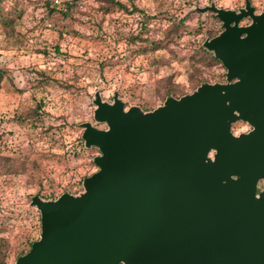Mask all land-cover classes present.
Masks as SVG:
<instances>
[{
  "label": "water",
  "instance_id": "obj_1",
  "mask_svg": "<svg viewBox=\"0 0 264 264\" xmlns=\"http://www.w3.org/2000/svg\"><path fill=\"white\" fill-rule=\"evenodd\" d=\"M195 10L222 23L202 46L225 81L150 111L96 93L106 128L83 122L81 137L97 170L77 195L32 196L40 234L13 264H264V12Z\"/></svg>",
  "mask_w": 264,
  "mask_h": 264
},
{
  "label": "rangeland",
  "instance_id": "obj_2",
  "mask_svg": "<svg viewBox=\"0 0 264 264\" xmlns=\"http://www.w3.org/2000/svg\"><path fill=\"white\" fill-rule=\"evenodd\" d=\"M117 1L123 7L74 0L63 14L50 12L46 0H0V68L12 79L0 88V157L18 165L0 168V254L6 264L39 237L32 196L77 195L83 179L97 170L93 158L100 152L85 147L81 137L83 122L106 128L93 117L96 93L111 103L118 92L126 109L150 111L169 88L187 94L194 79L225 81H218L223 66L197 60L199 45L221 32L222 23L213 12L195 8L214 3L237 10L245 0ZM249 1L256 13L264 12V0ZM172 19L184 20L173 35L167 33ZM139 34L163 47L141 51L140 42H131ZM37 104L42 109L35 115ZM249 128L241 121L232 125L234 133Z\"/></svg>",
  "mask_w": 264,
  "mask_h": 264
},
{
  "label": "trees",
  "instance_id": "obj_3",
  "mask_svg": "<svg viewBox=\"0 0 264 264\" xmlns=\"http://www.w3.org/2000/svg\"><path fill=\"white\" fill-rule=\"evenodd\" d=\"M106 1L110 4H116L119 7H123V4L117 0H106ZM74 5H75L74 0H63V2L59 5H53L50 3L49 0H46V6L48 7V10L50 12H54L55 10L58 9L63 14H68ZM6 23H7V25L9 24L8 21H6ZM183 25H184L183 19H180V20L172 19V20H170V24L168 25L169 27L167 28V33L172 34V35L176 34L180 30V28L183 27ZM145 26H146L145 23L141 24L140 33H145V30H144ZM218 32L219 31H217L212 36H215ZM131 42L132 43L140 42L141 51H144V52L147 50H155V49H158L160 47H163L159 40H150L146 34L143 36H141V34L132 36ZM197 51H198L197 60H200L207 65L220 64L221 66H223L222 63L218 59H216L212 53L205 50L203 47H201V45H199V47L197 48ZM5 79H7L9 82H12V79L10 78V76L7 75L6 71L4 69L0 68V88H1L2 83ZM224 80H225V78H224L223 74H221L220 79L218 81H224ZM203 82H205V80H203V79H194L193 85H192V90L195 89L197 86H199ZM183 94H185V93L182 91L169 88V89H167V91L164 95V98H166L167 96H170V95L178 98ZM41 109H42V105L37 104L36 108L34 110V114L38 115V113H39V111H41ZM2 160H5V162H2ZM20 165L23 167V165L21 163H20ZM17 166L18 165L16 163H14L13 160H11L9 158L3 159L2 157H0V168L5 167V168L9 169L10 171H13V169H15ZM41 196L43 198L52 197V195H50V196L41 195ZM34 240L35 239L29 240L28 248L25 250H21L17 254V257L19 255L26 253L29 250L31 244L34 242ZM17 257H16V259H17ZM0 264H6L3 253L0 254Z\"/></svg>",
  "mask_w": 264,
  "mask_h": 264
},
{
  "label": "built area",
  "instance_id": "obj_4",
  "mask_svg": "<svg viewBox=\"0 0 264 264\" xmlns=\"http://www.w3.org/2000/svg\"><path fill=\"white\" fill-rule=\"evenodd\" d=\"M51 4L53 5H59L63 2V0H49Z\"/></svg>",
  "mask_w": 264,
  "mask_h": 264
},
{
  "label": "flooded vegetation",
  "instance_id": "obj_5",
  "mask_svg": "<svg viewBox=\"0 0 264 264\" xmlns=\"http://www.w3.org/2000/svg\"><path fill=\"white\" fill-rule=\"evenodd\" d=\"M256 13V11H254ZM251 22V20L248 18V22L246 24H249ZM245 24V25H246ZM242 25V24H241ZM250 129V128H249Z\"/></svg>",
  "mask_w": 264,
  "mask_h": 264
}]
</instances>
